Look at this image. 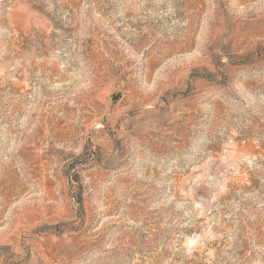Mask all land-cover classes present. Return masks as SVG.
Here are the masks:
<instances>
[{"label": "rangeland", "instance_id": "374dc122", "mask_svg": "<svg viewBox=\"0 0 264 264\" xmlns=\"http://www.w3.org/2000/svg\"><path fill=\"white\" fill-rule=\"evenodd\" d=\"M0 264H264V0H0Z\"/></svg>", "mask_w": 264, "mask_h": 264}]
</instances>
